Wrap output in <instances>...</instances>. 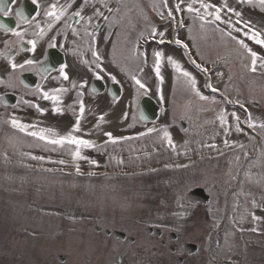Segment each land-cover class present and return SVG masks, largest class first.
Returning a JSON list of instances; mask_svg holds the SVG:
<instances>
[{"label":"rangeland","instance_id":"obj_1","mask_svg":"<svg viewBox=\"0 0 264 264\" xmlns=\"http://www.w3.org/2000/svg\"><path fill=\"white\" fill-rule=\"evenodd\" d=\"M175 2L169 0V7ZM160 4L161 0H76L83 19L76 17L70 32L56 37L68 52L69 79L59 78L57 72L30 90L16 85L17 103L6 110L0 106V264H179L176 256L182 255L185 241H193L198 250L180 264H264V128L260 127L264 68L258 63L255 72L249 70L247 54L218 30L226 32V24L204 23L187 12L166 18L168 9ZM227 4L242 14L243 21L264 31L261 0H227ZM158 12L164 13L163 19ZM122 13L136 16L128 29L119 28L124 25ZM222 16L237 19L227 11ZM125 22L130 24L131 17ZM57 25L54 22L48 36L55 37ZM152 27L164 36L152 37ZM171 27L178 29L175 37L169 34ZM232 34L264 56V48L240 33ZM161 39L173 44L160 45ZM155 51L164 54L162 80L154 71ZM168 56L191 74L207 100L196 96L186 78L168 63ZM133 76L145 87L140 88ZM94 77L105 84L118 82L120 97L90 94L87 87ZM61 87L67 91L58 94V102L43 98L42 92ZM147 94L158 102L159 116L153 123L141 124L135 112L139 98ZM72 106L78 107L74 113ZM220 115L226 124H221ZM11 117L60 135L79 118L80 131L74 134L94 146L81 147L80 154L87 159L74 162L75 145L47 144L13 128ZM249 117L254 127H249ZM179 121L185 129H179ZM149 128L157 131L140 135ZM164 130L174 149L163 139ZM106 132L131 139L111 143ZM260 136L263 139L257 142ZM212 144L214 149L205 147ZM197 186L210 198L203 207L185 199ZM95 226L121 230L134 241L106 238L94 231ZM147 226L181 236L173 242L164 239L176 245V255L166 249L160 255L152 253L157 239L148 237Z\"/></svg>","mask_w":264,"mask_h":264},{"label":"snow or ice","instance_id":"obj_2","mask_svg":"<svg viewBox=\"0 0 264 264\" xmlns=\"http://www.w3.org/2000/svg\"><path fill=\"white\" fill-rule=\"evenodd\" d=\"M88 0H85V3H87ZM239 2H244V0H239ZM31 3L35 7H39V0H31ZM261 3L264 4V0H261ZM16 4V0H0V17H13V9ZM181 5H184L182 8ZM198 5V7H196ZM161 7L168 9L167 11V18L174 19L173 13H180V12H187L190 15H193L194 19H198L200 21H203L204 23L208 24H213L219 22L220 24H226L228 26V30L225 32L224 29H218L219 31L224 32L225 35H227L232 41H234L238 46L239 49L242 50L243 53L247 54V56L250 58V66L249 70L252 72H255L257 70V64L259 63V66L261 68H264V56H260L256 51L253 50L252 47L249 46L248 43L245 42L244 39H239L237 36L233 35V32L240 33L242 36L246 37L247 40L251 41L255 45H258L261 48H264V31L258 30L256 28H253L250 24L249 21H243L242 20V14L236 9L230 7L227 4V0H222L221 4H214L211 2V0H176L174 5L170 8L169 7V0H161ZM68 7H71V5H66L63 7L57 6V4L53 3L52 5L49 6L48 9H45V16L50 18V23L48 24V28L51 29L52 24L56 21H59L66 13ZM82 8L81 10L75 11L72 15L75 17H80L83 19L82 16ZM111 11V9H109ZM227 11L229 13H232L237 19L235 22H233L230 18L229 19H224L222 16V12ZM96 16H100L101 13L99 11H96L94 13ZM158 14L161 16V18H164V13L163 12H158ZM14 18H15V27L10 28L7 24L0 23V29H3L6 33H10L12 36L16 37L18 41L22 44L24 43V35L26 33V30H21L20 26L22 23L31 24L35 21V17H32L31 20L25 15L23 8H15L14 12ZM91 19V17H89ZM79 23V20L76 21ZM180 24L183 25V21H180ZM237 25H243V27H237ZM70 27V25H68ZM203 27V24L201 25ZM36 28L39 29L38 32L34 33L35 35H38L40 37H43L45 35V29L41 28L39 24L36 25ZM246 29V30H245ZM73 33H76V29L73 28ZM159 35L160 37L164 36V32H159L157 33V30L155 27L151 28L150 35L152 37H155L156 35ZM91 35V34H89ZM163 39L160 40V43H163ZM27 43L31 45V48L28 49V51H34L36 48V41L35 40H28ZM175 43L177 45L187 47L186 45H183L180 40H176ZM5 47L7 48V42H5ZM49 47H56L55 44V38H52V42L49 44ZM18 54V52H17ZM0 55H3L9 67L11 68L12 72L9 74V78L11 79L12 73H15L17 70L21 71H36L39 74V69H36L35 66L37 64H40L42 62L36 61L34 59H25L23 60L22 63H16L14 61V57L8 55L7 51L4 53H0ZM92 55L99 59V56L97 55L96 51H92ZM155 57V63H154V71L157 75L158 79L162 80L161 74H160V65H161V60L163 58V53L160 51H155L153 53ZM168 63L174 68V70L179 73L182 77L186 78L187 84L190 86L191 90L196 94V96L200 100H207L208 97L203 96L197 91L196 88V81L195 79L191 76V74L183 70L179 62H177L173 57L168 56L167 57ZM66 65H62L58 69L59 73V78H62L64 80H68L69 76L67 72L65 71ZM99 67V65H97ZM199 67V65H197ZM43 71L46 73L48 72V69H43ZM57 77H53V79H56ZM99 79V77H97ZM133 80L137 85H139L140 88H144V84L137 79L135 76L132 77ZM0 83H5V81L0 80ZM73 87L76 86L75 82L73 81ZM84 85L81 84L80 87H83ZM207 87L211 88L212 91H216L215 88L212 87L211 84H208ZM37 91H41V89L37 88ZM67 89L61 87L57 89L51 90V92H42V96L45 100H51L54 103L58 102L59 93H64L66 92ZM37 107V110L43 113V109H40L39 106H34ZM53 111H60L58 108H54ZM80 112L83 114L84 112V105L83 101L80 103ZM235 117V114H233ZM238 119V117H235ZM104 117L100 116L99 120L103 121ZM220 120L221 124H226V119L223 115H220L218 117ZM10 123L13 128L18 129L20 132L26 133L29 136H32L38 140L44 141L47 144L51 145H56V146H64L65 144L67 145H75L76 150L74 152H71L72 159L73 161H77L80 159H87V157H84L80 154V148L85 147V148H90L94 146V142L83 139L74 133H77L80 131V119L77 118L76 123L72 126L71 130L65 134V135H60L59 133L56 132L55 129L52 128H39L36 129L35 125H29V124H24L20 122L16 117H11L10 118ZM249 127H254L253 123L251 122V118L249 117ZM261 128H264V124L260 125ZM29 129H36L29 131ZM239 130V129H237ZM157 131L155 128H149L146 133H140L141 136L150 134L152 132ZM105 136L108 137V141L111 143H117L118 139H131V137H125V138H115L112 136V133L106 132ZM163 139L167 142V144L172 147L173 149L175 148V145L172 141V138L170 134L164 130L163 131ZM224 144L226 147L229 146V141L225 140ZM205 147H210V148H215L216 145H205ZM33 159H42V157H32ZM59 163L63 164L64 161H58ZM122 163V161H120ZM90 163L95 164V161H90ZM76 171L77 174H79L80 169L79 165H76ZM90 175L92 173H89ZM253 219H256L255 216H253ZM255 231V229H253Z\"/></svg>","mask_w":264,"mask_h":264},{"label":"flooded vegetation","instance_id":"obj_3","mask_svg":"<svg viewBox=\"0 0 264 264\" xmlns=\"http://www.w3.org/2000/svg\"><path fill=\"white\" fill-rule=\"evenodd\" d=\"M30 4L31 0H16V4L13 9V17H0L4 20L0 21V23L7 24L10 28L15 27V18H14V12L15 8H23V11L27 9V3ZM70 0H39V7H36V12L33 13L30 16V20L32 17H35V21L31 24L22 23L20 26L21 30H26V33L24 35V43H20L18 39L14 36H12L10 33H6L3 29H0V53H4L7 51L8 55L14 57V61L16 62V59L20 55H27L28 53H33L34 51H28V49L31 48V45L27 43L28 40H38L40 36L35 35L34 33L38 32L39 29L36 28V25L39 24L41 28L45 29V35L41 37L42 41L46 44V47H48V44L52 42V36L47 35L48 24L51 22L50 18L45 16L44 12L45 9H48L50 5L53 3L57 4L58 8L66 6ZM25 15H27L26 11H24ZM65 16L62 19V23H60V28L65 29L68 28L69 23L64 21ZM5 42H7V48L5 47ZM18 52V54H17ZM12 72L11 68L9 67L6 58L3 55H0V80L5 81V83H0V94H4L5 92H9L12 87L15 85V77L16 72L12 73L11 79L9 78V74ZM1 94V95H2ZM159 238V237H158ZM157 247V248H156ZM156 247H153L152 250H157L158 254H161V248H167L170 252L176 250L175 246H167L163 239H158Z\"/></svg>","mask_w":264,"mask_h":264},{"label":"water","instance_id":"obj_4","mask_svg":"<svg viewBox=\"0 0 264 264\" xmlns=\"http://www.w3.org/2000/svg\"><path fill=\"white\" fill-rule=\"evenodd\" d=\"M60 62H61L60 57H52L43 67L45 69L51 68L53 66L55 67ZM90 89L92 92H100L103 90V85L100 81L94 80L91 83ZM108 92H109L111 97H117V95L119 93V87L117 85H111L109 87ZM156 110H157V106L154 103V101L149 97H143L139 103V107L137 110V113H138L137 117L141 121H148L149 122L156 117ZM183 126L184 125L181 124V127H183ZM187 198L193 199V201L199 200L202 203L206 202V200H207V197L204 195V192L201 189H194V190L190 191L187 195ZM149 232H150V229H149ZM105 233L108 234V231H105ZM112 234L114 236H119V237L122 236L121 233L116 232V231L113 232ZM194 249L195 248L193 245L186 244V252L187 253H191L192 251H194Z\"/></svg>","mask_w":264,"mask_h":264}]
</instances>
